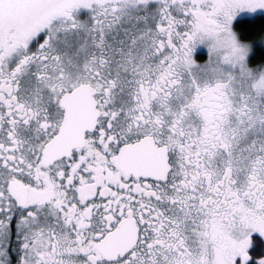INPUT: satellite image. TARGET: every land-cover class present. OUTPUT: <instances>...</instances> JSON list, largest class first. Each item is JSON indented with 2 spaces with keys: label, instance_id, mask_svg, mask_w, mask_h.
Returning a JSON list of instances; mask_svg holds the SVG:
<instances>
[{
  "label": "snow or ice",
  "instance_id": "snow-or-ice-1",
  "mask_svg": "<svg viewBox=\"0 0 264 264\" xmlns=\"http://www.w3.org/2000/svg\"><path fill=\"white\" fill-rule=\"evenodd\" d=\"M0 264H264V0H0Z\"/></svg>",
  "mask_w": 264,
  "mask_h": 264
},
{
  "label": "trees",
  "instance_id": "trees-1",
  "mask_svg": "<svg viewBox=\"0 0 264 264\" xmlns=\"http://www.w3.org/2000/svg\"><path fill=\"white\" fill-rule=\"evenodd\" d=\"M240 26H242V25H240Z\"/></svg>",
  "mask_w": 264,
  "mask_h": 264
}]
</instances>
